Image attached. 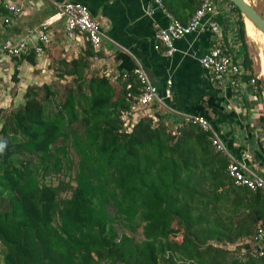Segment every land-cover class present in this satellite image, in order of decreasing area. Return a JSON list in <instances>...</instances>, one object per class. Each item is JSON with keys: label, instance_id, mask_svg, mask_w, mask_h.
<instances>
[{"label": "trees", "instance_id": "trees-1", "mask_svg": "<svg viewBox=\"0 0 264 264\" xmlns=\"http://www.w3.org/2000/svg\"><path fill=\"white\" fill-rule=\"evenodd\" d=\"M232 6L241 63L250 68L245 23ZM85 43L82 54L59 61V76L72 78L61 99L50 84L29 86L0 125L2 264H225V243L251 237L264 221V195L234 186L207 132L175 114L122 126L139 83L115 95L106 76L87 74L93 48ZM68 136L78 155L74 185L47 184L48 165L59 172L56 153L67 151L55 144Z\"/></svg>", "mask_w": 264, "mask_h": 264}, {"label": "crops", "instance_id": "crops-1", "mask_svg": "<svg viewBox=\"0 0 264 264\" xmlns=\"http://www.w3.org/2000/svg\"><path fill=\"white\" fill-rule=\"evenodd\" d=\"M60 1L0 0V45L11 43L25 30L38 26L53 14L54 4ZM73 1L84 4L91 18L99 24L102 39L99 48L92 50L88 69L106 76L115 95L122 88L129 92V80L136 79L133 70L137 65L141 66L152 79L162 101V104L152 103L148 106L152 116L156 111L163 110L178 117L180 114L204 116L220 134L231 154L239 158L243 151H247L248 168L264 178V155L256 150L257 147L254 148L256 138L264 132V80L260 77L263 71L261 63L257 64L259 74L255 71V63L247 49L246 30L244 42L251 61L250 68L241 63L242 43L235 26L237 16L231 15V2L216 0V19L221 26L218 36L208 30L190 32L175 39L174 51L166 55L164 46L154 37L156 30L167 24L165 10L185 24L200 0H162L163 8L151 0ZM5 2L20 8L19 16L7 23L2 22L8 16L3 8ZM63 27L62 20L52 18L48 26L50 37L42 45V51L36 54L30 50L26 54H32V62L6 56L0 51V64H7L5 69H12L15 75L12 77L17 81L24 70L31 71L32 78L25 76L27 82L42 78V83L49 84L55 78L67 77L59 76L58 61L76 58L83 53L86 43L80 38L78 41L65 38ZM217 44L233 54L243 67L244 72L240 77L242 86L231 88L226 81L217 83L200 66L198 56ZM252 78L255 81L251 85L249 80ZM133 97L130 94L129 100L132 101ZM156 107L162 108L158 110ZM259 141L264 149V137H260ZM224 248L228 251L225 264H264V235L258 241H254L252 236L239 238L235 242L225 243Z\"/></svg>", "mask_w": 264, "mask_h": 264}, {"label": "built area", "instance_id": "built-area-1", "mask_svg": "<svg viewBox=\"0 0 264 264\" xmlns=\"http://www.w3.org/2000/svg\"><path fill=\"white\" fill-rule=\"evenodd\" d=\"M151 1L156 6L163 8L161 0ZM3 8L8 13V16L2 19L3 23L9 22L10 19H14L20 14V8L14 4L5 2ZM54 8L53 14L40 22L38 26L25 30L21 36L11 43L1 44V53L9 57H15L27 54L30 50H33L36 54H39L42 51V45L50 37L48 26L52 23V18L54 20H62L64 35L68 40L78 41L79 38L84 39L85 42L90 43L93 49L99 48L102 32L99 24L91 18L84 4L73 0H62L55 3ZM217 13L218 3L216 0H200L190 19L185 24L179 22L170 13L165 11L167 24L162 28H158L154 37L164 46V53L171 55L174 51L173 40L190 32L208 30L211 34L218 36L220 25L216 20ZM198 62L215 82L221 83L226 81L231 88H238L243 85L240 80L243 72L240 62L223 46L214 45L201 53L198 56ZM133 72L139 83V88L138 94L133 97L129 110L121 114V118L126 117L130 125L126 126L125 124L127 130L132 127L130 121L136 122L132 117L134 114H138L136 113L138 110H147L148 106L152 103L162 104L161 98L157 95L155 85L148 78L144 69L137 65ZM254 81V79H250L249 84L252 85ZM167 93L166 91L165 94L167 95ZM146 114H143V116H146ZM180 117L183 122L195 124L201 130L207 132V138L214 151L226 157L225 173L234 186L244 187L252 192L260 191L264 195V178L259 174L253 173L248 168L246 160L249 158V154L247 151H243L239 158L232 155L217 132L203 116L180 114ZM263 235L264 221L257 225L252 239L258 241Z\"/></svg>", "mask_w": 264, "mask_h": 264}, {"label": "rangeland", "instance_id": "rangeland-1", "mask_svg": "<svg viewBox=\"0 0 264 264\" xmlns=\"http://www.w3.org/2000/svg\"><path fill=\"white\" fill-rule=\"evenodd\" d=\"M252 6L253 8L257 11V13H259L263 18H264V0H247ZM230 10H232L231 15H233V17H236V13L234 12L233 8H231ZM246 44H247V49L248 52L253 60V64L255 63V71L256 73L259 74L258 72V67L257 64L261 63V68L263 71V74L260 75V77L264 80V40L261 36L259 42H252V41H248V39H246ZM54 64V63H53ZM7 65V64H6ZM5 64H0V125L5 117V114L7 113V111H9L10 109H13L15 106H17L18 104L22 103L24 101V92L27 89V87L32 86V87H36L42 84V82H44L42 78H37L34 80H28V82L26 81V77L30 75V77L28 78H32L31 76V71L30 70H24L22 71V74L20 75V79L17 81V78H13L15 75L13 74L12 69L6 68ZM58 66L60 69L57 68V70L62 69V65L59 63L58 61ZM22 70V69H21ZM54 72V70H53ZM98 71L96 70H87V74H93L96 73ZM13 76V77H12ZM61 79V80H60ZM60 79H54L53 81H49L52 90L55 92V99L58 101L59 99L62 98V85L67 84L69 82H71L72 78L70 76H67L65 78H60ZM38 97L42 96V92H40L38 90ZM158 107V106H157ZM156 107V108H157ZM162 107L157 108L158 110H160ZM151 112V108H148L147 110H138L136 113H138L137 115L134 114V116L132 117L133 120H138L141 118V116H143V114H146V117H150L152 116L150 114ZM122 126L126 127V126H130L128 123V120L126 119V117H124L122 119ZM156 120V118H155ZM130 123L133 125L134 123L132 121H130ZM181 124V122H177V124ZM126 124V126H125ZM179 124V125H180ZM73 127V126H72ZM170 130L175 131V127H173L172 125H169L168 127ZM79 130V129H78ZM60 144H62V146H64L67 151L65 156H62V153L59 151L56 153V156L59 157V166H60V171L57 173L52 172L51 170V164L48 165V174L45 175L44 177V182L47 184H56L59 180H63L66 181L68 180L70 182L71 185H74V181L73 178L75 176V171H76V162L78 160V155L77 152L75 151V148L73 146V141L71 136H68V138L65 141H61L59 140L55 146H59ZM254 148H256V145H254ZM257 150V148H256ZM21 158L17 157L16 162H18ZM30 165L38 162V159L36 158H30L29 162H32ZM69 193H61L60 197H64V196H68ZM5 196V195H4ZM6 206V200H0V210L4 209V207ZM107 210L110 211V213H112V209L110 208V206H106ZM116 227H120L121 226L119 224L116 225ZM118 230H121V229ZM124 228V227H123ZM124 230H126V228H124ZM128 233H132L129 232ZM134 237H136V239L141 238V227L138 226L136 227L134 233ZM5 253V248L4 246L0 243V264H2V257Z\"/></svg>", "mask_w": 264, "mask_h": 264}, {"label": "water", "instance_id": "water-1", "mask_svg": "<svg viewBox=\"0 0 264 264\" xmlns=\"http://www.w3.org/2000/svg\"><path fill=\"white\" fill-rule=\"evenodd\" d=\"M228 1L231 2L237 8V10L240 12L242 17L244 16L245 18H247L252 23V25L264 35V19L259 13L255 11V9L250 4H248L245 0H228ZM263 136H264V132L259 134L258 138H256L255 140L256 147L262 155H264V149L259 139L260 137Z\"/></svg>", "mask_w": 264, "mask_h": 264}, {"label": "bare ground", "instance_id": "bare-ground-1", "mask_svg": "<svg viewBox=\"0 0 264 264\" xmlns=\"http://www.w3.org/2000/svg\"><path fill=\"white\" fill-rule=\"evenodd\" d=\"M161 2H162V0H161ZM163 5V4H162ZM164 7V6H163ZM166 11V10H165ZM166 12H168V11H166ZM168 13H170V12H168ZM171 14V13H170ZM218 14V13H217ZM173 17H175L173 14H171ZM217 16V15H216ZM176 18V17H175ZM177 19V18H176ZM178 20V19H177ZM217 20V19H216ZM243 20H244V23H245V30H246V35H247V38L250 40V41H252V42H259V40H260V38H261V36H262V38H263V40H264V35L257 29V28H255L253 25H252V23L247 19V18H245L244 16H243ZM179 21V20H178ZM218 21V20H217ZM180 22V21H179ZM219 23V22H218ZM219 25H220V23H219ZM220 29H221V26H220ZM248 40V41H249ZM174 41V40H173ZM217 45H221V44H217ZM222 46V45H221ZM225 48V47H224ZM226 49V48H225ZM227 50V49H226ZM228 51V50H227ZM241 68H242V70H243V72H244V69H243V67L241 66ZM243 72H242V74H243ZM146 73V72H145ZM147 74V73H146ZM241 74V75H242ZM148 76V75H147ZM241 77V76H240ZM148 78H149V76H148ZM150 79V78H149ZM252 79H254V78H252ZM255 80V79H254ZM154 84V83H153ZM158 95V94H157ZM192 115H199V114H192ZM204 117V116H203ZM205 118V117H204ZM206 119V118H205ZM207 120V119H206ZM208 121V120H207ZM211 125V124H210ZM213 128V127H212ZM218 134V133H217ZM219 135V137H220V134H218ZM264 137V136H263ZM220 139H221V137H220ZM222 140V139H221ZM223 141V140H222ZM223 143H224V141H223ZM225 144V143H224ZM225 146H226V144H225ZM226 148H227V146H226ZM227 150L231 153V151L227 148Z\"/></svg>", "mask_w": 264, "mask_h": 264}, {"label": "clouds", "instance_id": "clouds-1", "mask_svg": "<svg viewBox=\"0 0 264 264\" xmlns=\"http://www.w3.org/2000/svg\"><path fill=\"white\" fill-rule=\"evenodd\" d=\"M4 148V144L0 143V150Z\"/></svg>", "mask_w": 264, "mask_h": 264}]
</instances>
